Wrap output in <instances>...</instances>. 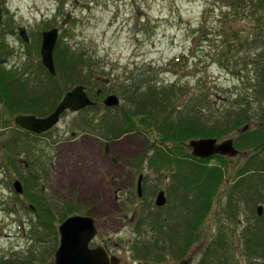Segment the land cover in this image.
<instances>
[{"label":"rangeland","instance_id":"rangeland-1","mask_svg":"<svg viewBox=\"0 0 264 264\" xmlns=\"http://www.w3.org/2000/svg\"><path fill=\"white\" fill-rule=\"evenodd\" d=\"M0 9V40L8 51L2 54L0 65L25 76L31 86L50 85L41 67L42 33L58 28L61 44L86 54L85 73L93 79L99 78L96 83H102L95 90L110 83L107 92L119 95L120 110L128 106L126 87L144 91V87L152 85L157 91L171 92L172 114L176 119L182 115L194 116L201 124L214 128L224 121L233 124L238 112L247 115L245 124L232 126L221 137L187 138L177 145L182 149L179 153H191L192 139L235 140L245 133L248 123L252 130L264 121V0H0ZM66 19L69 20L64 23ZM20 27L27 30L29 43L21 38ZM60 75V86L71 88ZM3 98L0 102V263H20L25 259L33 264L53 262L60 243L59 226L71 213L69 216L90 215L97 219L99 232L95 244L106 240H110L111 246L117 244L112 251L121 258L119 264H148L134 256L132 243L138 235H142L143 241L158 235L152 218L157 214L167 218L176 214L179 198L173 188L174 168L152 167L155 153L144 148L145 137H157V132L123 135L126 154L117 155L123 161L120 169L124 170L125 178L129 174L132 178L133 170L139 171L132 178L134 188L120 199L124 203V215L117 218L116 210L110 211L112 200L96 191L97 180L89 178L96 173L98 178L103 175L94 166L98 160L97 148L87 152L92 157L79 151L82 144L99 148L96 139L105 142L113 137L108 129H102L105 118L102 104L98 109L78 114L64 113L58 125L39 137L15 123V118L24 112L9 108ZM120 110L110 113L111 123L119 120ZM73 133H76L74 137ZM138 141L140 148L136 146ZM236 147L241 151L238 156H226L224 162L212 160L225 170V179L200 240L185 258L169 254L156 264H181L185 260L188 264H199L211 242L221 238L230 245L228 255L232 261L250 264L251 257L245 248L246 228L250 223H259L256 208L248 204V198L233 202L236 209L233 217L228 201L239 180V170L255 150L249 145ZM24 160L33 162L29 169L24 166ZM33 174L40 175L42 181L35 183ZM139 174L144 176L143 197L137 195ZM250 175L245 173L240 179L244 178L248 185ZM261 177L264 179L263 174ZM16 180L24 183L23 194L9 189L8 183ZM161 190L168 192V202L156 209L155 200ZM237 196L240 197L238 193ZM39 218L46 220L45 227L40 225ZM248 231L258 233L252 227Z\"/></svg>","mask_w":264,"mask_h":264},{"label":"trees","instance_id":"trees-1","mask_svg":"<svg viewBox=\"0 0 264 264\" xmlns=\"http://www.w3.org/2000/svg\"><path fill=\"white\" fill-rule=\"evenodd\" d=\"M6 49V44L0 40V64L2 54L8 52ZM54 56L57 71L59 70L56 76H52L41 62L42 69L48 75L49 87L48 85L31 86L27 83L25 76L17 74L14 70H6V67L0 65V88L5 104L9 108L21 110L24 114L46 116L57 107L65 92L70 89L67 88L68 86L65 88L60 86V74L71 87L88 83V80L83 78L84 75H89L85 73L87 64L85 53L72 51L69 46L61 44L59 40ZM141 89L134 86L125 88V95L129 100L128 106L119 111V120L111 123L110 130H116V136L136 131L147 134L157 132V139L166 148H159L163 155H155L156 158H153L150 164L152 167L169 165L171 169L174 168L173 188L179 194L177 216L168 218L157 216L155 219L157 226L159 224L161 227L157 238L154 241H150L151 238L146 240L148 242L140 249L133 247L134 256L156 264L169 254L176 258H183L200 240L204 223L212 210L219 187L225 179V170L217 163H212V160L224 162L226 156L217 155L209 159H201L190 152L179 153L182 149L177 145L187 138L198 135L221 137L222 134L225 135L228 130H231L232 126L245 124L248 118L245 113L238 112L236 120L232 121L233 124L224 121L220 126L209 128L205 123L202 125L194 116L186 118L182 115L176 119L172 114L171 92L157 91V88L152 85L144 87V91ZM147 138L151 139V137ZM167 141L171 142V147H167ZM238 144L252 146L255 153L239 170V180L235 182L228 202L231 211L233 210V217L236 212L234 203H239L241 199L246 201L248 198V204L256 208L255 217L259 223L252 224V231L257 230L258 233L256 235L255 232H249L245 248L248 256L251 257L250 264H264V179L261 177L262 174L264 175V121L262 120L259 127L252 130L249 126L245 133L242 132L235 138V145ZM245 173L251 174L248 177V185L244 178L240 179ZM258 173L261 175L257 176ZM48 211L50 212V209ZM47 215L44 214L45 217ZM52 217L55 218L53 215ZM39 219L40 225L45 227L43 223L45 224L46 220ZM153 224L154 220L152 226ZM246 231L248 232V225ZM229 250L230 245L222 241V238L212 241L200 264H236L228 255ZM0 264H33V261L28 259L20 263L1 261Z\"/></svg>","mask_w":264,"mask_h":264},{"label":"water","instance_id":"water-1","mask_svg":"<svg viewBox=\"0 0 264 264\" xmlns=\"http://www.w3.org/2000/svg\"><path fill=\"white\" fill-rule=\"evenodd\" d=\"M2 11L0 9V19ZM66 19L64 23H67ZM21 38L29 43L30 37L25 27L19 28ZM59 39V29L52 28L42 33L41 44V59L45 68L53 76L57 75V68L55 64L54 52ZM2 93L0 92V101ZM120 98L111 94L105 99L107 106H119ZM96 102L91 100L87 94L84 85H76L68 91L56 109L45 117H38L34 114H23L15 118V122L22 129L41 134L51 130L54 126L59 124L62 114L66 110L71 112H78L88 106H94ZM249 125L244 127L247 130ZM192 149V155L201 159H209L214 156H229L236 157L241 151L236 148L234 139L228 138L223 141H218L216 138H200L192 139L189 142ZM142 177L139 180V194L142 192ZM14 189L17 193H24V186L20 180L14 182ZM167 203L165 192H159L156 205L164 206ZM261 212V207H260ZM98 227L96 218L89 215H73L69 216L59 226L60 244L55 253V260L48 264H119L120 258L117 256H110L108 251L98 246L91 248V241L98 235Z\"/></svg>","mask_w":264,"mask_h":264},{"label":"flooded vegetation","instance_id":"flooded-vegetation-1","mask_svg":"<svg viewBox=\"0 0 264 264\" xmlns=\"http://www.w3.org/2000/svg\"><path fill=\"white\" fill-rule=\"evenodd\" d=\"M87 77H88V79H87ZM83 78H85V79L88 80V83L85 84L86 91H87V94H88L89 98L91 100H93L94 102H96V105H94V106H88V107H86V108H84V109H82V110H80L78 112H71L70 110H66L64 113L70 112V113H77L78 114V113H82V112H84L86 110H89V109L90 110L91 109H98V108H100L98 105L100 103L102 104L101 107L105 110V112H104L105 113L104 114V117L105 118L103 117L104 119H102V129H106V130L108 129L111 132V135L110 136H113V137H112L111 140H108V139L105 140V142L96 139L95 141H98L99 142L98 143L99 148H98V146H95L94 147V145L92 146L91 144H89L88 146H86L85 144H82L81 145V148L79 149V151L82 150V151H84L86 153L87 156L92 157V156H90L91 153L88 154L87 152H89V149L94 148L93 151H95V149L97 148L98 154L96 156V159L100 160V162H98V160L95 161L94 166L96 167V169H98L99 172L103 173V175L100 178H98L99 177V174L96 173V175H94V176L92 175L89 178H90V180H93L94 182L97 180V182L94 183V186L96 188V191H100L102 193H105L106 196L109 197L112 200L113 207L111 206V210L110 211L112 212V209L114 208L116 210V212H117V214H115L114 216H117V218H118L120 215H124V213H123L124 212V203H122L120 201V199L123 197V194L124 193H126L128 190L134 188V186H133L134 181L132 180V178L135 177L134 172L135 171H139V170H133V176H132V178H130V176H129L130 174L125 178V176H124V170L122 168L120 169V167H122V165H123L122 164L123 161H121L120 158L117 157V155L119 156V154H121V153L126 154V152L123 150V141H122L123 135H125L127 133H132V132H127V133H124L121 136H116L117 135L116 134L117 131L116 130L114 131V129H111L110 130L111 122H110V119H109V115H110V113L112 111H117V109L120 110V108H121V105L120 106H112V107H110V106H107L105 104V99L107 98V96L110 95V94H114V93L107 92L109 90V87L108 86H109L110 83H107L105 85L107 87L98 88L97 90H95V88H96L95 86L96 85L102 84V83H98V82L96 83L95 82V81H99L100 79L99 78H94L93 79V76L91 77L90 75H84ZM72 88L73 87H71L69 90H71ZM68 91H66L65 94ZM64 95H63V97H64ZM121 102H122V100H121ZM128 103H129V100H128ZM51 130H49V131H51ZM25 131L26 132H29V133H31V134H33L35 136H39V137L40 136L42 137V136L46 135L49 132V131H47V132H44V133H41V134H36L34 132H30V131H27V130H25ZM71 135L74 137L76 135V133H73ZM73 139H75V138H73ZM136 144H137L136 145L137 148H140L139 141ZM67 145H69V144H67ZM67 145H66V147H67ZM143 145H144V148L145 149L151 148L152 151H154L155 155H159L160 154L161 156L163 155V153H162L161 150H159V148H166V147H164L162 145L161 142H159V140L157 139V137H156V139H155V137L154 138H151V139H148L147 137H145L144 144ZM167 145H168L167 147H171L172 146V144H171L170 141L169 142L167 141ZM152 147H154V148H152ZM138 152H140V150H138ZM23 163H24V166L27 169H29L31 167V165L33 164V162L32 163H29L27 160L26 161L24 160ZM129 172H131V171H129ZM29 173H30V171H29ZM32 176H33V181L35 183H39V182L42 181V178H41L40 175L33 174ZM141 177H142V184H143L144 176L142 174H139L138 182H137V188L139 187V180H140ZM129 183H130V185H128ZM8 184H9L8 185L9 189L11 191L14 190V185H13L14 183H12V184L11 183H8ZM42 188L44 190L45 189V186H43ZM137 191H138V189H137ZM163 191L165 192V195H166V198H167L168 197L167 196V193L168 192H166L165 190H163ZM159 192H158V194H159ZM158 194H157V197H158ZM137 195L139 197L142 196V195H139V194H137ZM157 197H156V200H155V205H156ZM167 201H168V198H167ZM29 207L32 208V209H35V207H33V205H29ZM162 207H164V206H157L156 205V209H159V208H162ZM174 212L176 214H173L172 217L173 216L174 217L177 216V212L176 211H174ZM111 214H113V213H111ZM146 216H147V214H146ZM157 216H159V214H157ZM155 219H156V217L155 218H152V222L154 220V224H155V225L153 224V227L155 229H157V233H159V229L161 227L159 226V224L157 226V220H155ZM143 221L144 220L142 219L140 221V223H143ZM252 224H254V223H250L248 225V230L253 226ZM248 235H249V231H248ZM157 236L158 235L152 236L150 241H154L157 238ZM141 237H142V235H138V237L132 243V250H133V247L134 246H136L137 249H140V248H142L148 242V241H146L147 239L143 241L144 238H141ZM98 246L104 247L108 251V253L110 254V256H117V255H115L113 253L112 249L114 247L115 248L118 247V245L117 244H113V246H111L110 245V240H106L105 242L95 244V238H94L91 241V243H90V247L91 248H96ZM133 254H134V250H133ZM144 261H146V260H144ZM201 261H202V259H201ZM201 261H200V263H201ZM120 262H121V258H120ZM147 263L148 264H153V263H150L149 261ZM181 264H188V261L185 260Z\"/></svg>","mask_w":264,"mask_h":264}]
</instances>
